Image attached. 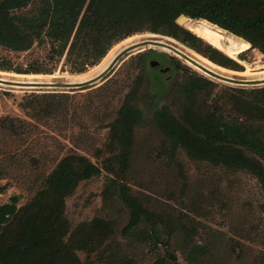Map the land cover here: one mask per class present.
Wrapping results in <instances>:
<instances>
[{
  "label": "rangeland",
  "instance_id": "1",
  "mask_svg": "<svg viewBox=\"0 0 264 264\" xmlns=\"http://www.w3.org/2000/svg\"><path fill=\"white\" fill-rule=\"evenodd\" d=\"M30 8L32 5L26 10ZM145 32L151 33L144 30L130 36ZM49 48L47 42L35 43L23 52L0 47V63L6 62L10 69L4 71L11 73L32 74L38 73L33 70L42 69L39 75L78 76L88 74L108 53L77 73L74 56L53 58ZM149 49L173 56L162 49ZM146 50L125 54L99 81L84 87L17 91L0 86V185L5 186L0 204L17 195L18 206L23 205L63 156L76 153L100 167L101 173L80 181L66 198L70 229L93 219L110 226L99 246L90 251L76 250L81 264H264V191L258 179L246 170L231 171L207 161L192 160L180 147L171 150L152 122L158 102H170L174 79H181L184 69L167 73L162 99L148 75L143 76L136 104L144 112V122L135 128L130 162L120 181L146 211L131 234L122 233L129 222V209L109 182L116 176L115 167H107L105 159L116 152V148L113 152L107 148L116 141L110 124L142 73L136 58ZM241 54L244 59L238 54L240 60L254 64V51ZM180 61L209 79L227 84ZM166 66L162 64V68ZM152 79L159 84L161 76L153 71ZM180 105L177 100L176 107Z\"/></svg>",
  "mask_w": 264,
  "mask_h": 264
},
{
  "label": "trees",
  "instance_id": "2",
  "mask_svg": "<svg viewBox=\"0 0 264 264\" xmlns=\"http://www.w3.org/2000/svg\"><path fill=\"white\" fill-rule=\"evenodd\" d=\"M180 15L189 20L206 19L264 54V0H0V47L23 52L35 43L47 42L53 58L74 56L75 72L81 73L86 66L96 64L115 42L147 30L171 36L216 65L241 70L234 59L177 24ZM239 58L244 59L241 52ZM136 59L145 74L136 77V85L125 95L110 124L116 141L107 148L111 152L116 148V152L105 159L107 167H115L116 176L109 182L129 209V222L122 233L131 234L146 211L120 181L130 162L135 128L144 122V112L136 104L143 76L148 75L162 99L167 73L185 70L181 79H174L170 102L159 101L151 118L171 150L180 147L192 160L231 171L246 170L264 191V86L222 84L152 49ZM163 63L168 66L162 68ZM0 69L9 72L4 70L10 68L1 62ZM153 71L161 76L158 85L152 79ZM177 100L181 101L179 108ZM100 173V167L85 156L66 155L30 200L18 206L19 197L13 195L0 204V264H81L76 250L99 246L110 226L93 219L71 231L65 200L80 181ZM4 189L0 185V193Z\"/></svg>",
  "mask_w": 264,
  "mask_h": 264
},
{
  "label": "bare ground",
  "instance_id": "3",
  "mask_svg": "<svg viewBox=\"0 0 264 264\" xmlns=\"http://www.w3.org/2000/svg\"><path fill=\"white\" fill-rule=\"evenodd\" d=\"M181 25L192 34L211 43L215 48L221 50L225 55L235 59L244 69L232 71L222 68L208 59L202 58L197 52L186 47L172 37L157 33L145 32L129 36L118 44L112 46L101 61L88 71V74L69 76L68 74H17L0 71V86L13 90L28 89H67L76 86L86 85L90 82L99 81L114 65L121 54L127 50L136 52L149 48H156L168 51L171 55L182 60L203 74L210 77V73L228 76L230 79L242 81H264L263 56L250 44L236 36H233L222 29L211 25L204 20H189L181 18ZM252 50L255 52V62L252 65L247 60H240L238 54L243 51ZM114 67V66H113ZM85 77V78H84ZM84 78V79H83ZM82 80V81H81Z\"/></svg>",
  "mask_w": 264,
  "mask_h": 264
},
{
  "label": "water",
  "instance_id": "4",
  "mask_svg": "<svg viewBox=\"0 0 264 264\" xmlns=\"http://www.w3.org/2000/svg\"><path fill=\"white\" fill-rule=\"evenodd\" d=\"M182 17L188 18L185 15H180L176 19V23L179 24L180 26H181L180 19ZM138 52H141V51H138ZM128 53H136V52H132V51L127 50V51H125V52H123L121 54V57L122 56H125V54H128ZM121 57H119V58H121ZM118 60H120V59H117V61L114 62V65L113 66H115L117 64V62H119ZM113 66H111V69L113 68ZM160 70L166 71V69H160ZM210 74H211L212 78H215V79H217V80H219L221 82H224V83H227V84H231V85H237V86H261V85H264V81H242V80H234V79H230L228 76L214 74V73H210ZM84 86H86V85H82L80 87H84Z\"/></svg>",
  "mask_w": 264,
  "mask_h": 264
}]
</instances>
